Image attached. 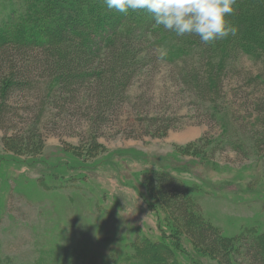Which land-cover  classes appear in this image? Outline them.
Wrapping results in <instances>:
<instances>
[{"label":"rangeland","instance_id":"374dc122","mask_svg":"<svg viewBox=\"0 0 264 264\" xmlns=\"http://www.w3.org/2000/svg\"><path fill=\"white\" fill-rule=\"evenodd\" d=\"M165 31L137 33L162 60L138 72L127 101L103 125L46 103L42 91L55 95L56 85L48 92L40 76L23 101H8L0 122L1 264H94L106 253L110 264L120 246L132 252L130 236L168 244L167 208H158L143 180L150 173L169 182L158 183V195L191 197L193 224L231 238L264 233V58L243 57L221 74L222 88L216 82L201 93L186 83L182 65L161 58ZM197 76L203 84L205 72ZM25 127H34V149L26 151L16 142ZM194 246L211 249L187 242L181 261L196 264ZM237 246L231 263L247 264Z\"/></svg>","mask_w":264,"mask_h":264},{"label":"trees","instance_id":"16d2710c","mask_svg":"<svg viewBox=\"0 0 264 264\" xmlns=\"http://www.w3.org/2000/svg\"><path fill=\"white\" fill-rule=\"evenodd\" d=\"M233 8L234 13L226 19L237 26L235 36L205 45L195 34L177 37L166 30L163 35L165 53L171 57L163 59L182 65L186 83H194L201 93L210 94L212 89H208L216 82L222 88L221 74L233 69L243 57L264 58V0H236ZM155 25L146 10L130 9L122 14L107 9L104 0H0V122L8 101L18 95V101H23L21 94L32 90L34 77L40 76L48 92L51 83L56 85L51 90L57 91L55 95L46 96L42 91L46 103L55 102L71 118L103 125L127 101L128 89L138 72L159 59L154 58L156 51L150 42H143L137 34L149 32ZM199 72L206 74L203 84L198 83ZM259 74L264 84V74ZM33 128L25 127L17 134L21 138L16 142L24 145V151L34 149ZM159 133L161 130L156 131ZM40 145L35 152L40 151ZM160 178L164 176L150 173L143 180L150 185L148 193L158 208H167L163 220L168 222L170 242L141 238L136 244V238L130 236L125 243L129 242L132 252L123 253L125 246H120L116 259H109L110 264H187V259L181 261L179 257V249L185 252L187 242L211 247H193L196 264L210 259L215 264H232L231 254L238 256L234 248L239 243L245 247L247 264H264V233L231 238L222 236L214 226L193 224L197 213L190 210L194 204L191 197L190 202L178 190L158 195L161 185L169 186ZM108 257L102 254L94 264H104Z\"/></svg>","mask_w":264,"mask_h":264},{"label":"clouds","instance_id":"9594fccd","mask_svg":"<svg viewBox=\"0 0 264 264\" xmlns=\"http://www.w3.org/2000/svg\"><path fill=\"white\" fill-rule=\"evenodd\" d=\"M107 9L127 14L146 10L157 25L174 32L177 37L195 34L207 45L235 36L237 26L227 16L234 13L236 0H104ZM166 53H161V58Z\"/></svg>","mask_w":264,"mask_h":264}]
</instances>
